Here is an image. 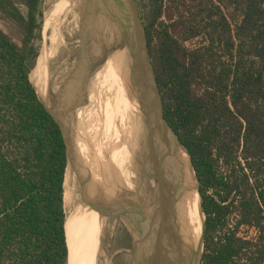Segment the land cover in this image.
<instances>
[{
  "label": "trees",
  "instance_id": "1",
  "mask_svg": "<svg viewBox=\"0 0 264 264\" xmlns=\"http://www.w3.org/2000/svg\"><path fill=\"white\" fill-rule=\"evenodd\" d=\"M135 1L164 118L198 180L201 264H264V0ZM40 4L0 0L24 35L18 46L0 29V264L68 259L66 146L30 81ZM44 65L34 78L48 104Z\"/></svg>",
  "mask_w": 264,
  "mask_h": 264
},
{
  "label": "rangeland",
  "instance_id": "2",
  "mask_svg": "<svg viewBox=\"0 0 264 264\" xmlns=\"http://www.w3.org/2000/svg\"><path fill=\"white\" fill-rule=\"evenodd\" d=\"M57 1L58 0H41V17L39 18V29L35 31L34 38L32 40V45L36 49L37 57L34 63V67L32 68L30 73V80L34 86H37L36 79L34 78L37 75V70L39 71V77H41L40 69H46V67L42 66V63L48 66V90L46 96L48 102L47 105H52L53 102H55L56 98H58L57 96L61 91L60 101L63 100V103L60 104L59 102V104H55V112L56 114L62 116L61 119L66 125V128L69 130L68 135H70L71 137L70 148L73 147V161H76L77 170L74 176L78 182V185L80 186V196L77 184L74 182L72 176H70L69 178V183L67 185L68 187L66 189L64 188V195L65 193H68L71 197V201L69 202L70 204L67 205L66 203H64L66 218L69 212L72 211L71 213L73 214V218L71 215L69 220L70 240L75 243L74 245H76L78 242L77 249L73 248V258H71V261L67 259V264H118V261H112L115 250L114 248H112L113 245L111 244V242L115 237H111L110 232L101 233V230L99 229H101L103 226V224L101 225V222H104L105 216L107 214H114V210L117 209L119 217H121L122 219L128 218L132 221L133 218L128 217L127 210L128 203H130L132 199V196L130 194H133V192L135 191H125L124 189L120 188V185L124 184L125 188L129 186L128 178L131 177V172L126 165L128 160H131V164L134 162V180L139 183L140 178L137 177L139 175V156H142V154H140L138 152L139 149L136 148L137 142L136 144L135 142H128V145L130 144L129 151H126L128 155L124 153V155H126L125 157L127 158V161L117 162L118 167H124L123 165H125L127 171H125L124 169L125 173L117 175L114 166V169H111L108 175H104L102 173V176L100 174V176L95 179L94 182L91 181L89 171H87L86 150L88 144V142H86L88 140L87 131L89 129L88 127L90 126L89 119H92L93 115L96 112V116H94L98 119L95 118L94 123L100 124L99 122H102V120L100 119V112H103V107V110L105 111V109L109 105V97L105 99L103 98L104 100L101 103L102 105H97V102L90 100V98H93L92 96L94 92H98L97 85L94 88L96 91L94 90L93 92L90 87L85 85V83L80 84V88L76 87V91L72 93L71 87L68 83L70 82L69 79L73 74L75 66H77L80 62V51L83 47L81 44L79 32V17L77 14L78 11L76 10L67 12V10L64 11L62 9L60 13L58 12V24L62 21V24H59L61 26L60 34L62 38L59 37L56 28L51 25L46 18L47 14L53 9ZM18 6L22 13L25 14V6L20 2ZM0 29L18 46H23L24 35L22 29H20L16 23H14L10 18L6 17L2 13H0ZM50 37L57 38L58 42H56L59 43V45L53 48L50 42ZM198 42V40L187 42L185 43V47H195ZM45 46L50 50L49 53L51 54L48 58V63L43 57ZM87 54L90 55V53L85 51L83 47V55ZM112 58L114 59V57ZM116 59L117 60H112V63L110 64H114L118 61L120 62L119 58ZM76 101L78 102V105H76ZM56 103H58V99L56 100ZM88 107L92 111H90ZM99 109L101 110L99 111ZM59 111L60 113H57ZM88 113H91L92 115ZM72 118L76 119V122ZM70 121H72V123H70ZM77 124H79L80 128V131L78 132L75 131L78 128ZM86 128H88L87 131ZM73 131H75V133ZM74 134H77V136H74ZM124 148L127 150L126 146H124ZM142 182L143 178L140 182L141 186L143 184ZM128 194L129 196H127ZM122 203H124L123 209H121L120 207ZM133 203L136 204V202ZM135 206L136 207L134 211H138L137 205ZM98 208H104L105 211L97 213ZM134 215H136V212L134 213ZM95 220H97V225H95ZM94 230L96 231V235ZM115 242L117 243L116 239ZM199 264H201V262Z\"/></svg>",
  "mask_w": 264,
  "mask_h": 264
},
{
  "label": "bare ground",
  "instance_id": "3",
  "mask_svg": "<svg viewBox=\"0 0 264 264\" xmlns=\"http://www.w3.org/2000/svg\"><path fill=\"white\" fill-rule=\"evenodd\" d=\"M93 6L95 13L92 16L90 14L92 11V6H90L86 0H58L55 6L53 7V9L47 14L46 18L49 21V23L56 28L59 37L62 38L60 34L61 33L60 25L62 24V21L60 22L61 24L59 23L60 24L59 25L58 12L60 13L62 9L64 11L68 10V12L72 10L78 11L77 13L79 17L78 19H81L86 23V28L90 33L87 34L86 32L83 31V29L79 28V32L81 33L80 36L81 43H86L99 56L114 57L115 60H117L116 58H119V60H121V63L118 61L112 64L115 69H112L111 74H109L111 75L110 77L111 83H110L108 80H104V81L102 80L104 74H107V72H109V70L106 71L107 67H104L103 63L99 62L96 57H93L92 55H88V54L84 55L85 58L84 57L79 58L80 65L75 66L73 70V74L70 78V82L68 83L71 87L72 93L76 91L75 89L76 87L80 88V84L85 83V85L90 87L93 92L95 90L94 88L97 85L98 92L95 90L96 92H94L92 96L93 98H90L91 101L97 102V105H102L101 104L102 101L105 98L109 97L108 100L109 105L107 106L105 111L103 110L104 107L102 108V111L104 112V113L102 112L103 114L100 112L101 114L100 119L102 120V122H99L100 124L94 123L95 118H97L95 117L96 116V112H95L94 114L95 116L93 115L92 119H89L90 120V126L88 127L89 129L86 128V131L88 129L87 131L88 140L86 141L88 142L86 148L87 169H88L87 171H89V176L91 177V181L94 182V180L97 179L100 176V174L101 176L102 173L104 175H108L110 170L114 169V166H108L105 164L103 160L105 155L113 153L117 157L116 159L119 158L120 160L122 156L128 155L126 152L127 150L124 148V144L120 142V137L125 127L130 129L134 133V137L129 142L130 143L135 142V144L137 142L136 148L139 149L138 152L142 154V156L146 160L147 157H146V150L143 146V143L146 140V133L143 129V125H142L143 122L141 116L143 112L142 103L144 101V96H143L144 91L142 89L143 82L137 79L136 76L133 75L134 73H131L130 70L131 62L128 57V53H126V51L121 49V47L124 48V43H123V32L120 29L121 28L120 25L113 23L111 16L108 13H106L107 11L106 12L103 11L102 6L98 2L96 6L95 4H93ZM82 8L85 19L81 17L82 12H80V10ZM116 13L118 17L121 18L123 17L122 16L123 13H118V12ZM44 51L45 52L43 54V57L45 61L48 63V58L51 55L49 53L50 50L45 49ZM117 77H119V79H117ZM105 82L110 83L111 87H108ZM35 87L37 88L38 94L41 96L38 87L37 86ZM75 103L76 105H78L77 101ZM89 110L92 111L90 108ZM100 110L101 109H99V111ZM72 119L76 122V119L74 118ZM72 121H70V123H72ZM77 127L78 128L75 130L76 132L80 131L79 124H77ZM75 131L73 132L75 133ZM74 136H77V134H74ZM168 138L169 139L167 145L169 147L167 148L166 151V153L168 154V170L174 172V178H172L173 181H171L172 183L170 182L171 184H173L174 190L171 191L174 193V195L178 200V209L180 208L182 211V212L179 211V215L182 218L183 225L181 227L183 230V234L185 231L184 229L186 228L188 232L186 231L185 232L188 233V236H189V232H191V236H192V239L191 236L190 238L188 237L186 239L187 241L186 245L188 246L190 244L198 245V241L200 239L202 232L203 215L200 211V197L197 192L196 177L190 165L189 157L185 152V150L177 145L176 140L172 135H170ZM124 153L126 155H124ZM69 155H70V161L64 183L65 189L68 187L67 185L69 183L70 176L74 177V174L77 170L76 161H73V155H74L73 147L70 148ZM115 169L117 175L123 174L122 169L120 167L118 168V163L117 166H115ZM139 169H140V164H139ZM136 191L137 190H135L133 194H130L132 196L131 200L133 202H137L138 199V193ZM127 196H129V194ZM70 201H71L70 195L68 193H65L64 203L68 205L70 204L69 203ZM71 212H69V214L67 215L66 223H65V235H66V242L68 247L69 261H71V258H73V248L77 249V245H78V242L76 245H74L75 243H73V241L70 240L69 220L71 215L73 218V214ZM162 218L164 219V217ZM102 224L103 222H101V225ZM95 225H97V220H95ZM184 237L186 238V235H184ZM75 256H76V252H75Z\"/></svg>",
  "mask_w": 264,
  "mask_h": 264
},
{
  "label": "water",
  "instance_id": "4",
  "mask_svg": "<svg viewBox=\"0 0 264 264\" xmlns=\"http://www.w3.org/2000/svg\"><path fill=\"white\" fill-rule=\"evenodd\" d=\"M87 3L92 6L91 15L95 13L93 4L97 2L102 6L103 11L108 13L111 16V19L114 24H119L120 29L123 32V43L124 48L122 50L128 53V57L131 62V73L136 76L137 79L143 82V91H144V101L142 103V125L146 133V140L143 143V146L146 150V156L148 158V163L151 165V171L154 173V176L157 180V196L158 199H163L162 212L168 214L169 211H172L174 214L177 212L174 193L171 192L170 202L164 199L168 193L169 184L174 178V172L168 170V154L166 153L168 144V137L172 135L178 146L183 148L178 137L174 131L170 128L168 123L164 118L163 113V103L162 98L158 89L155 71L152 65L151 57L149 54L148 43L146 38V31L140 17V13L135 0H86ZM97 1V2H96ZM101 8V7H100ZM121 11V12H120ZM123 13L122 18L118 17L117 13ZM81 36V33H80ZM81 57L83 55V47L80 51ZM85 58V57H84ZM80 63V62H79ZM80 64H78L79 66ZM31 81V80H30ZM32 83V82H31ZM33 88L36 91L39 101L45 106L48 113L52 116L55 122L60 126L64 143L66 146V156H67V169L70 161V145L68 140V130L64 125L62 119L60 120L55 111L52 110L49 105L46 104L44 99L38 94L37 88L33 85ZM56 110V108H54ZM184 149V148H183ZM185 150V149H184ZM186 152V150H185ZM187 153V152H186ZM190 165L193 169L191 159L187 153ZM66 169V171H67ZM194 171V169H193ZM195 174V171H194ZM196 177V174H195ZM197 181V192L200 197V211L203 215V224L202 232L198 245H187L185 246L183 240V234L181 231V225L179 220L177 221V226H174L173 233L175 236V252L173 254L174 262L169 260L166 261L167 254H162L158 259L159 264H199L202 259V254L204 251V231H205V215L202 208V198L198 190V180ZM172 183V182H171ZM172 191L174 190L172 184ZM165 203H168L165 205ZM65 208V206H64ZM177 215V214H176ZM66 223V221H65ZM191 232H189V238ZM192 239V236H191ZM194 240V237H193ZM149 241V240H148ZM147 245H150L147 243ZM143 264H154L153 258H145ZM151 261V263H150ZM168 262V263H167Z\"/></svg>",
  "mask_w": 264,
  "mask_h": 264
},
{
  "label": "flooded vegetation",
  "instance_id": "5",
  "mask_svg": "<svg viewBox=\"0 0 264 264\" xmlns=\"http://www.w3.org/2000/svg\"><path fill=\"white\" fill-rule=\"evenodd\" d=\"M81 12H82L81 17L85 19L83 8L81 9ZM79 25H80L79 28L83 29V31L86 32L87 34L89 33V31L86 28V23L84 21L79 19ZM56 41H57V38L50 37V42L53 47L59 45V43H57L58 41L57 42ZM81 44L84 47L85 51L90 53V55L96 57L99 62L103 63L104 67H107L106 71L109 70V72H107V74H104L102 80L103 81L108 80L111 83L110 81L111 75L109 74H111L112 69H115V68L110 63H112L111 61L114 59L108 56H105V57L99 56L86 43H81ZM45 49H47L46 46H45ZM120 63H121V60H120ZM117 79H119V77H117ZM110 83H106V85L108 87H111ZM60 94H61V91L59 92V95L57 96L58 98H56V100L58 99V103H56V100H55V102H53L52 105H55V103L59 104V102L60 104L63 103V100L60 101V98H61ZM57 113H60V111ZM133 137H134V133L130 129L125 127L120 137V142L123 143L124 146H126L127 151H129L130 149L129 148L130 144L128 145V142ZM116 158L117 157L115 156V154L110 153L108 155H105L103 160L105 164L108 166H117V162L127 161V158L125 156H122L121 158L122 160H120L119 158L118 159ZM143 161H147V162H143ZM139 162H140L139 163L140 169H139V175L137 176L140 178L139 183L134 180V167H133L134 162L131 164V160H128L126 165L128 166L131 172V177L128 178L129 186L125 188L124 184L120 185V188L124 189L125 191L129 190L130 192L131 190L132 191L137 190L136 192L138 193V199H137L136 204H134L132 200H131L132 202L130 201V203H128L127 213H128L129 218H133L132 221L129 220L128 218L122 219L121 217H119V214L117 213L118 209L114 210V214H107L105 216L103 226L101 229V233L110 232L111 237H115L112 239V242H111V244L113 245L112 248H114L115 250V253L112 257L113 258L112 261L113 260L115 262L118 261V264H143L144 262L143 260H145V258H153L154 264H159L158 259L160 258V256H162V254L163 256L164 254H167L166 261L169 262L170 260L171 262H174L175 259L172 257L173 256L172 253H174L175 251V241L176 240H175V236L173 233V229H174V226H177V220H179V223L181 226L183 225L182 218L179 215V211H181V209L180 208L178 209V200L176 196L174 195V198H175L174 200H175V204L177 208V212H176L177 215L174 214L172 211H169L168 214L164 213L166 215L165 216L162 212L163 202L161 200L163 199L158 200L157 191H156L158 183L154 176V173L150 170L151 165L148 163V158L146 160L143 156H139ZM123 166L124 167L122 166L121 167L119 166V167L122 169V172L124 173V169L125 171H127V168L125 165ZM72 178L74 179V182L77 184V187L79 190V196H80V193H81L80 186L78 185V182L75 179V176L74 177L72 176ZM142 178H143V182H142L143 184L141 186L140 182ZM169 187L170 188H168V193L166 197H164V199L168 200V202L170 200L169 197H171L170 194L172 192L171 183ZM166 204L168 203H165V205ZM123 205L124 203L120 205L121 209L124 208ZM135 205H137L139 212L134 211L136 207ZM101 211H105V209L98 208L97 213H100ZM135 212H136V215H134ZM137 212H138V216H137ZM162 217H164V219ZM184 230L188 232L186 228ZM181 231L183 234L182 227H181ZM185 231L183 234V240L185 242V246H187L186 239L189 236H188V233H186ZM95 235H96V231H95ZM184 235H186V238L184 237ZM115 239L117 240V243L115 242ZM147 243H149L150 245H147ZM172 249H174V251H172Z\"/></svg>",
  "mask_w": 264,
  "mask_h": 264
}]
</instances>
